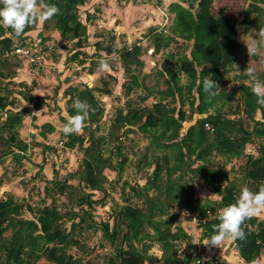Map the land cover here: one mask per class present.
<instances>
[{
  "label": "trees",
  "instance_id": "1",
  "mask_svg": "<svg viewBox=\"0 0 264 264\" xmlns=\"http://www.w3.org/2000/svg\"><path fill=\"white\" fill-rule=\"evenodd\" d=\"M88 1L43 0L44 3L57 5L59 14L43 24L26 28L19 38L11 29L0 26V116L4 115L3 119L0 117V164L7 155H13L19 164L24 163L29 145L21 138L20 129L25 116L32 110L30 104L39 111L40 100L42 102L44 98L36 100L31 90L17 91L15 87L9 88V82L3 83L4 78L13 80L21 67V63L16 62L15 68L6 71L7 51L18 45L35 50L32 39L29 38L32 42L27 41L35 31L34 36L45 32L40 37L41 45L48 46L52 36L50 32L57 31L61 37L59 43L73 44L68 61L84 65L89 57L86 51L90 46L89 25L96 18L95 12L89 10L84 20L81 16L80 7ZM215 1L172 0L168 4V12L173 16L169 33L159 27H150L153 52L156 54L170 47L174 40L179 41L176 51L166 54L165 62L169 67L157 73L164 78L165 88H159L158 83L145 85V80L140 78L145 66V51L140 41L120 46L117 41L119 35L112 30L108 39L101 38L95 42L99 54L115 56L122 63L125 80L120 82V86L128 99L124 107L118 108L108 133L95 137L96 128L100 127L106 111L101 96H111L115 92L112 80L103 79L102 85L81 83L66 87L67 116L60 115L63 124L68 116L75 114L72 103L76 98L88 102L93 108L84 127L90 131V144L83 148L82 169L73 174V178L79 179V184L69 183V179H52V186L46 187L43 201L36 205L18 200L11 192L0 198V264H36L43 257L53 264H80L83 255L75 251L77 246L83 251L87 245L85 238L81 240V237L99 229L112 245L111 251L105 255L107 264L258 262L264 254V219L258 216L242 226L245 240L232 241L242 260L230 263L219 257L204 259L195 251L180 259L181 244L191 243L193 237L177 223L179 211L196 215L201 229L200 240H205L212 235V226L219 222L217 210L234 203L239 195L241 187L236 180H230L227 163L233 159H245L239 170L252 191H257L264 182V108L256 103L251 82L245 81L247 75L240 77L242 81L237 89L229 90L227 86L228 74L233 70L236 54L240 50L238 22L217 12ZM248 1L242 11L241 23L251 27L262 20L264 0ZM36 52L35 57L39 56ZM95 69L92 62L87 68L88 74H94ZM182 74L186 76L185 82ZM204 77L213 78L219 84L215 97L209 98L203 91L202 83H198ZM260 78L264 80V73ZM139 87L145 93L139 94L136 104L129 96ZM16 93L29 101V106H14L15 102L9 97ZM150 97L156 101L151 106L143 105ZM234 99L236 102L231 104ZM195 114L198 118L186 125L185 122L193 119ZM125 127L127 131L124 134L135 131V127L147 134L150 143L141 162L146 161L145 167H152V172L145 183L133 184L125 180L122 186L123 203H117L112 210L113 223L110 220L98 222L93 210L95 204H105V183L109 181L105 169L117 170L121 176L129 162L117 134ZM56 131L51 122L41 124L40 134L45 138ZM59 133L60 141L70 149L87 139L85 133L66 136L61 129ZM113 140L118 142L113 143ZM252 143L259 145L258 155L245 152ZM112 156L118 157L113 159ZM197 179L203 180L205 189L210 194H217L219 199L195 195ZM3 181L0 177V185ZM68 191L74 195L72 207L63 213L57 204V196ZM92 191H101L104 197L97 199ZM47 197L51 198V203L45 201ZM75 203L79 210L73 208ZM25 211L31 212L33 218L25 217ZM7 232L10 234L7 235ZM102 244L100 246L104 247ZM156 244L161 250L160 257L151 253ZM85 264L94 263L87 259Z\"/></svg>",
  "mask_w": 264,
  "mask_h": 264
},
{
  "label": "rangeland",
  "instance_id": "2",
  "mask_svg": "<svg viewBox=\"0 0 264 264\" xmlns=\"http://www.w3.org/2000/svg\"><path fill=\"white\" fill-rule=\"evenodd\" d=\"M170 1L172 0H164L162 2H157L156 0H89L87 4L80 7L83 20L88 10L96 14L95 20L89 25L90 46L86 48L89 57L84 65H80L78 62L68 61L72 53L73 44L71 42L65 44L59 43L58 40L61 37L57 31L50 32L52 36L49 42H47L48 46L41 45L40 37L45 32L44 34L41 33L34 36L37 32L35 31L32 36H28L27 41H30L29 38H31L33 42H30L34 43L33 46L35 47H32L35 50L33 51H38L36 53H39L35 61H31L26 56H8L4 66L6 71L8 68H15L14 65L16 62H20L21 67L18 68V73L13 80L10 81V78H4L3 83L9 82V88L13 89L15 87L17 91L31 90L32 96L36 100L38 97L44 98L42 102L40 100L39 111L30 104L32 110L25 116L23 126L20 129L21 138L26 140L29 145L24 163L19 164L13 159V155H7L3 163L0 164V177L4 180L3 184L0 185V198L5 197L6 193L11 192L18 200H25L32 205H36L38 202L43 201V196L46 195V187L52 186V179L57 178L63 181L69 179V183L79 184V179L73 178V174L79 171V169H82V161L85 155L83 148L90 144V140H88L90 131H87L85 128L83 129L81 133H85L87 139L83 143H79L75 148H67L60 141L59 130L63 124L60 115L67 116L64 91L69 84L82 85L81 83H85L89 86H95L102 85L103 79L112 80L111 84H113L115 92L111 96H101L106 111L100 127L96 128L95 137L108 133L118 112V108L124 107L125 101L128 99V96L124 95L123 89L120 86V82L125 80V75L121 68L122 63L115 56H106V54L102 55L101 53L100 55L96 51L95 42L101 38L108 39V33L110 31L113 30L118 33L119 38L117 41H119L118 44L120 46L125 45L124 43L127 42L130 44L140 41L145 51L143 53L145 66L140 73V78L145 80V85L150 86L158 83L157 86L159 88L166 87L164 78H161L160 74L157 73L169 67V64L165 62L166 54L169 51H176L179 41L174 40L170 47L156 54L153 52V41L150 37L149 29L154 26L169 33V28L173 20V16L168 12V4ZM248 2V0H216L214 3L217 12L224 13L236 19L238 22L237 28L240 50L236 54L233 70L228 74L227 86L229 90H234L239 87L242 81L240 77L245 75L242 71L247 67L250 59L253 64L260 66L256 78L262 80L260 75L264 73V57L250 58L247 55V50L243 43V41H246L250 36L254 35L253 30L258 31L260 27H264V15L260 17L262 20L251 27H246L241 23L243 19L242 11L248 5ZM101 57L109 62L111 66L110 71H98L96 61ZM92 62L95 63L96 72L89 75L87 68ZM157 79L160 80L157 82ZM182 80L183 82L186 81L185 74H182ZM245 81L250 83L249 77ZM143 93H145L144 89L139 87L129 97L134 100V103L138 104V96ZM9 98L15 102L16 105L14 104V106L18 108L29 106V101H25L18 93L10 95ZM155 101L154 97H150L143 105L151 106ZM235 102L234 99L230 103L234 104ZM185 108L188 110L187 105ZM241 115L246 116L244 113H241ZM35 116L37 117L36 119L34 118ZM0 117L2 118L4 115ZM196 118H198L197 114L194 115L193 119L185 122V124H192ZM44 122L53 123L58 131L54 134H49L45 138L40 134L41 124ZM133 129L135 131L125 134L124 131H127L126 127L117 131L122 141L123 151L128 156L129 162L126 164L124 172H121V176L117 170L105 169V174L109 179L105 183V204H95L93 210V215L98 222L110 220L113 223L112 210L113 207H116L117 203H123L122 186L125 180L133 184L145 183L146 177L152 172V167H145L146 161L141 162L146 149H148L150 140L146 133L139 131L136 127ZM112 142L117 143L118 140H113ZM47 145L49 146L48 148L45 147ZM245 152L258 155L259 145L252 143L247 146ZM117 157L112 156L113 159H117ZM244 161L245 159L243 158L233 159L227 163L226 167L230 171V180H236L239 187L247 186L250 188L249 183L245 181L239 170L240 165ZM195 185V195L219 199L217 194H210L205 189L203 180L197 179ZM86 190L91 191L89 189ZM72 191L57 196V204L63 213L72 207L71 201L74 197L70 193ZM92 193L97 199L104 197V193L101 191H92ZM45 201L51 203V198L47 197ZM73 205V208L79 210L76 203ZM183 213L185 212L179 211L177 223H180L192 235L193 241L189 244H181V256L195 251L200 253L204 259L219 257L226 259L230 263L238 261L236 258L237 252L233 247L232 241L224 242L221 248L212 247L209 249L204 245L207 239L200 240L201 229L199 228L196 215L189 214L188 212V215L186 213L183 215ZM24 214L27 218H33V214L29 211H25ZM257 216L264 219V213L258 214ZM9 234L10 232H7V235ZM84 238L87 241L85 250L82 251L77 246V250L75 251L77 254L83 255V260L80 264H85L87 259L93 261L94 264H107L105 262V255L111 251L112 245L106 236L103 235L102 230L99 229L97 232L91 230L84 234L81 240H84ZM100 243H103L105 246H100ZM80 249L81 251H79ZM71 250L73 251L72 248ZM151 253L160 257V247L157 244L154 245ZM263 258L264 254L258 260L259 264H264ZM36 264L53 263L43 257Z\"/></svg>",
  "mask_w": 264,
  "mask_h": 264
},
{
  "label": "clouds",
  "instance_id": "3",
  "mask_svg": "<svg viewBox=\"0 0 264 264\" xmlns=\"http://www.w3.org/2000/svg\"><path fill=\"white\" fill-rule=\"evenodd\" d=\"M59 12L57 5L44 3L43 0H0V26L11 29L15 37L19 38L26 28L35 26L37 23L43 24ZM253 32L254 35L243 41L247 55L250 58L264 57V27H260L258 31L253 30ZM97 66L98 71L101 72L111 70L109 62L103 57L98 58ZM259 70L260 66L253 64L250 59L242 73L250 79L252 94L257 98L256 103L264 108V80L256 78ZM198 83H202L203 91L209 98L215 97L217 95L215 90L220 89L217 81L210 77H204ZM72 107L75 114L68 116L61 128L66 136L80 134L85 127L89 113L93 111L92 105L79 98L73 101ZM185 213L188 215L187 212ZM261 213H264V182L259 185L257 191L242 186L234 203L217 210L216 215L219 222L212 226V235L204 245L209 249L221 248L226 241L245 240L246 233L242 226L247 220ZM180 259H183V256H180ZM251 264H258V262L253 260Z\"/></svg>",
  "mask_w": 264,
  "mask_h": 264
},
{
  "label": "built area",
  "instance_id": "4",
  "mask_svg": "<svg viewBox=\"0 0 264 264\" xmlns=\"http://www.w3.org/2000/svg\"><path fill=\"white\" fill-rule=\"evenodd\" d=\"M6 55H18L22 57L26 56L31 61L36 60L35 52L30 47L23 46V45L14 46L12 49L7 51ZM208 128L212 129L209 125H208Z\"/></svg>",
  "mask_w": 264,
  "mask_h": 264
},
{
  "label": "crops",
  "instance_id": "5",
  "mask_svg": "<svg viewBox=\"0 0 264 264\" xmlns=\"http://www.w3.org/2000/svg\"><path fill=\"white\" fill-rule=\"evenodd\" d=\"M236 252H237L236 258L238 259V261L242 260L240 255H239V253H238V251H236ZM263 261H264V258H263ZM258 264H259V261H258Z\"/></svg>",
  "mask_w": 264,
  "mask_h": 264
}]
</instances>
